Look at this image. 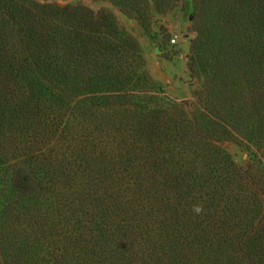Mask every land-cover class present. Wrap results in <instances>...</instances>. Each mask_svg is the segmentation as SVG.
I'll return each mask as SVG.
<instances>
[{"label": "trees", "instance_id": "trees-1", "mask_svg": "<svg viewBox=\"0 0 264 264\" xmlns=\"http://www.w3.org/2000/svg\"><path fill=\"white\" fill-rule=\"evenodd\" d=\"M15 1L0 0V107L24 120L29 140L1 227L19 235L8 247L1 236L0 262L264 264V0H218L215 21L232 24L247 11L257 40L229 37L206 50L211 71L196 101L210 133L228 123L241 131L233 138L252 152L247 167L182 106L167 122L139 106L140 71L125 47L141 56L108 17L36 0H25L24 13ZM121 1L138 11L149 0ZM196 1V15L205 14Z\"/></svg>", "mask_w": 264, "mask_h": 264}, {"label": "rangeland", "instance_id": "rangeland-1", "mask_svg": "<svg viewBox=\"0 0 264 264\" xmlns=\"http://www.w3.org/2000/svg\"><path fill=\"white\" fill-rule=\"evenodd\" d=\"M36 1L56 3L62 7L80 5L94 13H100L101 18L108 17V23L105 24L111 29L117 27L119 33L116 38H124L130 42L132 40L137 46L138 55L141 56L140 60L133 58L135 56L133 47H125V50L130 54V61L140 71L139 75H133L135 86L131 85L134 89V100L138 102L139 106L161 112L160 117L165 122H167V117L178 116L182 106L191 114L190 121H193V118L198 120L197 123L200 124L201 131L208 135L213 134L214 141L223 143V150L232 161L240 167L250 165L252 152L244 146H240L233 138L238 135V132L241 133L240 130L237 129V132L233 129L236 125L232 126L231 123H228L223 128L216 127L214 132L210 133L209 130L213 129V126L201 118L196 102L198 94L205 86L207 74L211 71L209 64V59L211 60L213 56L211 50L215 46H227L229 37L246 46L257 40L251 29L252 17L247 11L238 13L232 24H219L215 21L217 18L215 14L219 9L217 4L220 6L218 0H203L205 14L199 12V15H196V0H169L167 4L162 3L161 0H149L148 5L142 4L138 11L131 6L123 5L121 0ZM243 1L251 3L255 0ZM25 2V0H19L14 4L20 9L22 8L20 11L25 13ZM63 20V22L60 21V24H68V19ZM62 34L69 37L67 32L63 31ZM173 39H176L175 43ZM209 49L211 50L206 57V50ZM64 53L62 52V54ZM248 61L250 62V60ZM215 70H220L217 73L219 75L224 73L220 67ZM234 90L235 87L232 84L225 86L226 107L230 103L227 102L230 96L229 91ZM17 94L21 96L20 93L17 92ZM93 96L94 94H83L82 91L80 94V98L87 97L89 100ZM10 97H7L9 101ZM21 99L14 100L13 103H19ZM0 119V242L4 241L2 237L5 235L8 241L6 247H8L11 238L18 236L19 232L2 230L1 227L9 228L6 219L7 209L11 207V203H15V198L18 196L17 187L21 181L18 170L23 167L22 163H24L16 162V158L20 149H23V145L29 139L26 136L22 137L25 125L21 124H24V120H16L19 124L11 121L12 119L5 112L3 104L0 107ZM41 130L40 127L38 132L40 133ZM35 240L33 239L30 243H34ZM43 242L42 239L39 240L40 244ZM0 264L2 263L0 262Z\"/></svg>", "mask_w": 264, "mask_h": 264}, {"label": "built area", "instance_id": "built-area-1", "mask_svg": "<svg viewBox=\"0 0 264 264\" xmlns=\"http://www.w3.org/2000/svg\"><path fill=\"white\" fill-rule=\"evenodd\" d=\"M173 42L175 43L176 42V39H173Z\"/></svg>", "mask_w": 264, "mask_h": 264}]
</instances>
